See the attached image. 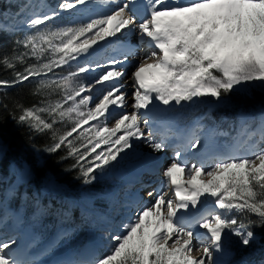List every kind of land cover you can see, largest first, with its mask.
Listing matches in <instances>:
<instances>
[{
	"label": "snow or ice",
	"instance_id": "obj_1",
	"mask_svg": "<svg viewBox=\"0 0 264 264\" xmlns=\"http://www.w3.org/2000/svg\"><path fill=\"white\" fill-rule=\"evenodd\" d=\"M142 2L141 16V0H59L51 8L44 0H28L16 25L0 24V39L24 32L10 48L0 44V68L11 73L10 79L0 78V108L10 106L5 89L32 82L29 94L35 102L26 106L12 99L14 120L47 136L49 154L64 150L60 159L74 161L70 169L78 170L83 184L119 163L134 140H143L154 152L176 141L161 188L147 192L150 202L143 203L127 187L106 194L113 206L132 214L109 233L114 244L104 253L78 250L58 264H221L214 253L233 255L226 249L228 235L249 247L257 240L255 229L264 230V107L239 111L240 132L223 150L212 142L227 133L205 132L199 121L183 129L178 112L202 98L219 104L233 92L264 89V0ZM93 4L110 6V11L88 16ZM72 12L86 18L51 23ZM125 35H138L149 51L138 55L134 45L120 39ZM107 38L115 41L103 63L73 67ZM129 58L134 61L131 84L120 83ZM97 70L92 80L82 79ZM97 86L106 87L93 96ZM126 87L132 88L130 95ZM126 107L131 111L113 114V108ZM189 149H203L191 166L182 159ZM14 193L15 186L9 195ZM68 235L61 233L50 249ZM17 243L0 235V264H37L27 249L13 251Z\"/></svg>",
	"mask_w": 264,
	"mask_h": 264
},
{
	"label": "trees",
	"instance_id": "obj_2",
	"mask_svg": "<svg viewBox=\"0 0 264 264\" xmlns=\"http://www.w3.org/2000/svg\"><path fill=\"white\" fill-rule=\"evenodd\" d=\"M24 4L25 0H0V24L13 21V17L20 10L25 12L26 9L22 7ZM23 34V31H17L14 35H5L0 39V44L10 48L12 40L22 37ZM0 78L10 79L11 73L0 68ZM31 87L32 82H26L5 89L10 106L7 110L0 108V144L4 149L0 153V174L7 176L11 163L18 166L25 163L28 166L27 172L31 173L26 176V181L16 185L9 204L14 208H23L24 223L41 238H47L60 225L71 226L69 246L72 250H80L94 230H97L93 224L101 227V218L89 213L78 215L76 208L72 212L65 207H57L43 198V188H48L54 195L68 196L79 204L89 203L92 208L103 212L107 211L110 202L106 194L113 192V189L108 181L97 177L92 184H83L76 178L78 170L70 169L74 161L71 158L60 159L65 155L64 150L49 154L44 150L50 142L47 136L34 134L26 126L16 123V113L12 111L11 101L18 99L26 106L34 103L35 98L29 94ZM261 107H264V89H256L247 95L233 92L219 104L210 97L202 98L196 104H185L178 108V112L182 115L180 123L185 127L195 118L208 120L213 115V123L217 129H228L230 126H237L235 116L241 109L255 113ZM11 184L12 178L9 180V185ZM33 190L40 197L38 205L31 200ZM255 231L257 243L253 242L249 247L241 246L238 238L230 237V248L237 261L246 259L249 264H259L264 259V230Z\"/></svg>",
	"mask_w": 264,
	"mask_h": 264
},
{
	"label": "rangeland",
	"instance_id": "obj_3",
	"mask_svg": "<svg viewBox=\"0 0 264 264\" xmlns=\"http://www.w3.org/2000/svg\"><path fill=\"white\" fill-rule=\"evenodd\" d=\"M59 2V0H44V3H46L48 5L49 8L51 7H55V5ZM117 2H119V0H117ZM28 3V0H25V4L26 5ZM96 6V4H93L90 6L91 8V12H93L92 14H88V16H99V15H103L105 13H107L108 11H110V8L104 10L102 13L98 12V10H93V8ZM23 12L22 10L19 11V13ZM18 13L15 14V16L13 17V21H9L7 22V25H16L18 23L16 17H17ZM81 18H86V17H81V15L78 12H72V13H61V15L58 18H55L51 23L53 25H62L68 22H71L75 19H81ZM118 36H120V34H117ZM109 39V38H107ZM120 39L122 41H124L125 43H130L132 45H134L136 47V50L138 52L141 53V56L144 55L145 53H147L149 51V48L147 46V44H140L139 42V38L138 35H125V36H121ZM115 41V38H113V40L108 43V47L106 49H104L102 51V54L100 55H90V56H85L79 59V61H74L72 62L73 67H75L77 65V63L79 64H84L85 62H95V61H100V62H104L106 59V55L108 54H112V44ZM104 41H99L98 44L96 46H94L95 51H98L101 44ZM93 52V53H94ZM92 53V54H93ZM139 55V54H138ZM93 58H98L97 60H93ZM133 58H129V61L126 65H124L123 67L125 68L126 71V75L119 81L120 83H127V84H131V80L129 79L131 76V72L134 70L132 68V63H133ZM98 71L95 72H89L87 74H85L82 79L85 81H90L92 80L95 76H97ZM106 86H97V88L95 89V91L92 93L93 96H99L104 90H105ZM256 89H261L259 86H253V90ZM252 90V91H253ZM125 92L131 93L132 88L131 87H126L124 89ZM131 103V101L129 100V104ZM121 111H126V112H130L131 108L130 107H126L123 110L118 109V108H113V114L119 113ZM143 111V110H141ZM214 120V116L212 115V117H210L207 121H200V120H196L199 121V123L203 124L205 126V132H207L210 129H215L214 125H212L210 123V121ZM194 121V122H196ZM112 120L110 119L108 121L109 126H111L112 124ZM193 122V124H194ZM238 122L239 125L240 124V117H238ZM192 124V125H193ZM216 130V129H215ZM145 131L147 132V129H145ZM221 136H215L214 137V141L220 144H230V143H224L223 139L220 138ZM159 137L157 136L154 140V142H158ZM174 142V141H172ZM169 144L168 147H166L163 151L161 152H154L151 147H149L143 140H139V141H133L134 147L131 150H127L125 154H122V159L119 161V163H114L111 167H109L108 169H106L104 172H100L98 171L96 173V177L99 179H103L105 181H108L111 185H113V189L114 191H118L121 190L125 187H127V190L129 193L132 194H142L143 197V203H148L151 201V198H149L148 196L146 197L145 193H147L149 191L152 190H159L161 188L162 182L160 181H151L152 178H161V175L163 173V169L165 167H167V165L171 162L174 152H173V148H174V143ZM222 149V148H220ZM203 152V149H201L200 155ZM196 151L195 150H191L189 149V151L185 154V159H187L189 161V166H191L192 163L197 162V158H195L196 155ZM153 161V163L151 164L152 166H154L153 164L156 165L157 167V171L155 172L156 168H150V169H142L138 176V180H144L149 182V184H147L144 188L139 187L140 185H138L137 183L133 182V183H127V179L130 178V176L133 174V171L137 170L139 167L140 168H144V167H149L148 162ZM25 166H18L16 164H11L8 166V171L9 173L14 176L15 178H17V180H21L24 179V177H26V175H24L25 173ZM151 170V173L154 174H148L147 176L150 177V179H146L142 177L143 173H146L147 171ZM1 175H0V180H1ZM133 179V178H132ZM164 180V179H163ZM130 181V179L128 180ZM8 182V178H5L3 181L0 182V185L2 186V193H0V235H4V237H13L15 239H17L18 241V237L20 236V233L18 231V228L16 229L17 226L14 225V223H16L15 221V216H14V211L10 212V209L8 210L6 208L7 203L5 202V197L8 195L9 193V188L7 186ZM124 197H123V193L121 194V201H123ZM67 204H71L70 201L65 200ZM80 210H84V209H79ZM19 211V210H18ZM113 211H115L114 208H110L109 209V213L104 216V220H103V224H104V228L106 229V233H98L95 234L93 237H91L88 241L86 246L84 247V249H96L98 250V252L100 253H104L106 252L109 247H111L114 242L111 241L108 236L109 233H113L117 231V227L118 225L121 224V222H127L128 218L132 215L131 213H129L126 209H124L123 207L119 206L116 208L115 213H113ZM120 214V215H118ZM130 214V215H129ZM110 215V216H109ZM22 216V214H21ZM109 216V217H108ZM5 217H7V219L5 220ZM111 217V218H110ZM21 218L19 219L20 222ZM21 223V222H20ZM4 226H9V230L7 229H3ZM21 226V224H20ZM22 227V226H21ZM22 229H25L24 227H22ZM17 230V231H16ZM67 229H63L62 233L65 232ZM201 232H203V230H199ZM31 235V233L29 234V236ZM60 235V233L55 237V239ZM53 237V236H51ZM230 237H235L232 235H228L227 236V241H230ZM32 238V239H31ZM51 239V238H50ZM50 239H48L47 241L41 242L39 241V239L37 237H30L29 238V242L33 240V242H30V244H28L27 250L29 251L30 249H35L43 247V245L45 243H47L48 247L47 249L44 251V254H47L48 256H53L56 253H65L68 255L72 254L71 251L68 250V238H65L64 240L60 241V243L54 247L50 249V245L52 244L53 241H50ZM258 240V239H257ZM257 240L254 241L255 243H257ZM194 243H196L194 241ZM101 248H103V250H101ZM230 248V243L226 244V249ZM231 249V248H230ZM231 252L233 253L232 249ZM196 254V253H194ZM224 255L226 256V258H223V261L221 262V264H227V262L231 261V264H239V262L235 263L234 262V253L233 255L229 256L227 255V253H223V254H217L214 253V256L220 261V256ZM63 258H65L64 256H62ZM62 257H60L59 261L61 259H63ZM57 261V260H55ZM58 261V262H59Z\"/></svg>",
	"mask_w": 264,
	"mask_h": 264
},
{
	"label": "bare ground",
	"instance_id": "obj_4",
	"mask_svg": "<svg viewBox=\"0 0 264 264\" xmlns=\"http://www.w3.org/2000/svg\"><path fill=\"white\" fill-rule=\"evenodd\" d=\"M139 7H140V15L142 16L143 14H144V12H143V8H144V5H143V2H142V0H141V3H140V5H139ZM108 8H110V6H104V5H99V4H96V6L93 8V10H98V12H100V13H102L104 10H106V9H108ZM93 12H91V11H89L88 12V14H92ZM87 14V15H88ZM113 40V38H109V39H106L102 44H101V46H100V48H99V50L98 51H96V52H94L92 55L93 56H96V55H100V54H102V51L104 50V49H106L107 47H108V43H110L111 41ZM137 54H139L140 56H141V53L140 52H138L137 51ZM98 58H93V60H97ZM179 127H181L180 125H179ZM174 142H176V141H174ZM174 142H172V143H174ZM212 143H214L217 147H219V148H222L221 150H223V146H224V144H220V143H217V142H215L214 140H213V142ZM170 144H171V142H170ZM175 144V143H174ZM230 144H232V143H230ZM230 144H228V145H230ZM225 145H227V144H225ZM196 157L195 158H198L199 156H200V152H197L196 153ZM182 159H185V155L182 157ZM153 163V161H150V162H148V165L147 166H149V167H144V168H138L137 170H135V171H133V174L130 176V178H133L134 179V177H136L138 174H139V171H141L142 169L144 170V169H150L151 167L152 168H156L155 169V172H156V170H157V167H156V165L155 164H153L154 166H152L151 164ZM162 175V174H161ZM163 176H161V178L159 179V178H153V180L152 181H160V182H162L163 181ZM139 196H142V194L140 195V194H138ZM145 195H146V197H147V193H145ZM15 213H14V216H15V221H16V223H14V225L15 226H17L16 227V229L18 228V231H19V233H20V236L18 237V243H17V246L13 249V251L14 252H23L24 251V249H26V246L30 243V242H33V240L32 241H30L29 242V238H30V236H29V234L31 233L30 232V230H28V229H22V227L20 226V222L18 223L17 222V218L18 219H20L21 218V211H18V210H15L14 211ZM118 215H120V214H118ZM130 215V214H129ZM3 229L5 230V229H7V230H9V226H4L3 227ZM17 231V230H16ZM56 235H57V232H55L52 236L53 237H51V239H50V241H53L54 239H55V237H56ZM3 236H5V234L3 235ZM32 239V238H31ZM47 247H48V245H47V243H45L44 245H43V247H40V248H35V249H30L28 252H29V254L30 255H32V256H34L35 258H36V260H37V264H57V261L60 259V257H62V256H67V254H65V253H56V254H54L53 256H48L47 254H44V251L47 249ZM69 256V255H68ZM63 258V257H62ZM220 262H222L223 261V258H226V256H224V255H221L220 257ZM55 260H57V261H55ZM222 260V261H221ZM223 264H224V262H223Z\"/></svg>",
	"mask_w": 264,
	"mask_h": 264
}]
</instances>
